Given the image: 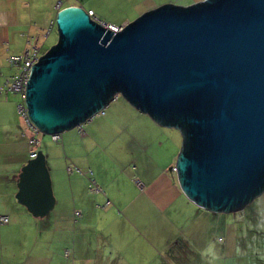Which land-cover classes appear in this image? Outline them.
<instances>
[{
	"label": "water",
	"instance_id": "water-1",
	"mask_svg": "<svg viewBox=\"0 0 264 264\" xmlns=\"http://www.w3.org/2000/svg\"><path fill=\"white\" fill-rule=\"evenodd\" d=\"M56 24L59 44L34 67L27 90L41 133L52 137L85 125L121 95L158 124L184 132L176 169L192 203L230 213L261 196L264 0L168 5L119 33L81 8L61 11ZM18 189V203L33 217L53 212L43 152L22 169Z\"/></svg>",
	"mask_w": 264,
	"mask_h": 264
},
{
	"label": "crops",
	"instance_id": "crops-1",
	"mask_svg": "<svg viewBox=\"0 0 264 264\" xmlns=\"http://www.w3.org/2000/svg\"><path fill=\"white\" fill-rule=\"evenodd\" d=\"M62 1L65 9L93 11L122 28L168 5L190 8L207 0ZM25 16L19 18L27 41L23 47L21 39V54L31 36L40 35ZM5 73L0 69V87ZM17 105L0 95V219L9 218L0 221V264H264L260 245L252 249L233 238L232 215L239 211L212 213L182 192L176 169L185 146L181 129L158 124L119 95L82 133L65 130L60 142L40 133L32 147ZM33 149L47 157L56 199L44 219L16 199ZM91 181L100 191L89 190ZM251 249L254 261H248Z\"/></svg>",
	"mask_w": 264,
	"mask_h": 264
},
{
	"label": "rangeland",
	"instance_id": "rangeland-1",
	"mask_svg": "<svg viewBox=\"0 0 264 264\" xmlns=\"http://www.w3.org/2000/svg\"><path fill=\"white\" fill-rule=\"evenodd\" d=\"M59 0H0V69H3L5 77H10L16 73L15 69H11L8 65V56L21 55V15L26 16V24L32 23L34 35L32 38H41L40 45L44 47V52H50L59 44L60 34L57 25L53 29L50 36V24L57 17L55 4ZM6 8V10H4ZM24 9L25 12H21ZM18 23V24H17ZM20 24V25H19ZM107 24V23H106ZM36 25V27H35ZM9 32L10 36L15 39L6 38L5 34ZM4 37V38H1ZM17 39H19L17 41ZM23 40V39H22ZM35 40V39H34ZM33 40V42H34ZM27 41L23 40V47ZM28 47V45H27ZM26 47L25 51L28 49ZM8 58V59H7ZM6 80V79H5ZM11 99L21 102L19 95H9ZM7 96V97H9ZM234 239L244 243L251 244L252 249L260 245L264 250V191L254 198L244 209L232 215ZM252 249L248 252H252ZM248 261H254V253L248 255Z\"/></svg>",
	"mask_w": 264,
	"mask_h": 264
},
{
	"label": "built area",
	"instance_id": "built-area-1",
	"mask_svg": "<svg viewBox=\"0 0 264 264\" xmlns=\"http://www.w3.org/2000/svg\"><path fill=\"white\" fill-rule=\"evenodd\" d=\"M56 9L58 13L65 10L64 8V2L60 0L57 5ZM89 17L93 20V22L103 26V27H109L110 31L119 33L122 29L115 26H110L108 24L103 23L100 21L94 14L93 11L88 12ZM56 25V21L52 22L51 29L54 28ZM50 29V32H51ZM49 32V33H50ZM48 33V34H49ZM49 35H47L48 37ZM33 38L31 40V43L29 42L28 49L22 53L21 55L11 56L8 59V65L11 69H15L16 73L10 77H8L4 83L3 86L0 87V95L1 96H9V95H19L21 98V102L17 105V110L19 113V116L22 120L23 126L25 127V130L27 132H30L32 135L29 139V144L32 147H38L39 146V140L38 135L41 133L40 130L33 124L30 118L29 109L27 106L26 98H27V90H28V83L31 80V77L33 75V69L36 65H39L42 58H44L47 53L42 50V46L39 45L38 40H34ZM34 40V42H33ZM105 115V112H101L97 116L93 118V120L96 117ZM91 120V121H93ZM89 121V122H91ZM87 122V123H89ZM84 125L79 126L77 129L80 133L83 132ZM53 141L59 142L61 140V135L52 136ZM38 156L37 150L33 149L30 153V159L33 160ZM71 172L72 169H69ZM90 191H100L99 187L95 184V181H91V185L89 187ZM2 224H8L9 218H1L0 219Z\"/></svg>",
	"mask_w": 264,
	"mask_h": 264
},
{
	"label": "trees",
	"instance_id": "trees-1",
	"mask_svg": "<svg viewBox=\"0 0 264 264\" xmlns=\"http://www.w3.org/2000/svg\"><path fill=\"white\" fill-rule=\"evenodd\" d=\"M56 25H57V24H56ZM56 25H55V26H56ZM54 28H55V27H54ZM114 93H115V92H114ZM114 93H111V94L109 95V98H110ZM60 141H61V140H60ZM60 141H59V142H60Z\"/></svg>",
	"mask_w": 264,
	"mask_h": 264
}]
</instances>
